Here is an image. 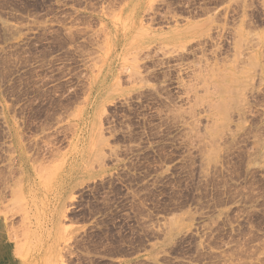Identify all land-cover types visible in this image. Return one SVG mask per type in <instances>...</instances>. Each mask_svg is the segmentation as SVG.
I'll use <instances>...</instances> for the list:
<instances>
[{"label":"rangeland","instance_id":"obj_1","mask_svg":"<svg viewBox=\"0 0 264 264\" xmlns=\"http://www.w3.org/2000/svg\"><path fill=\"white\" fill-rule=\"evenodd\" d=\"M0 264H264V0H0Z\"/></svg>","mask_w":264,"mask_h":264}]
</instances>
